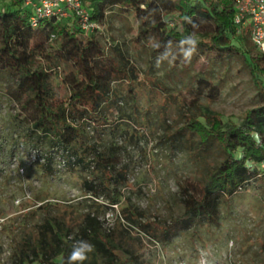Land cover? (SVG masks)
<instances>
[{
    "label": "rangeland",
    "instance_id": "rangeland-1",
    "mask_svg": "<svg viewBox=\"0 0 264 264\" xmlns=\"http://www.w3.org/2000/svg\"><path fill=\"white\" fill-rule=\"evenodd\" d=\"M175 18L171 16L169 27L175 26ZM96 38L124 72L111 86L116 106L106 114L119 128L112 132L106 125L96 132L88 122L84 129L96 153L123 170L124 181L113 175L117 184H109L118 202L108 204L100 176L81 167L67 169L63 152L35 148L27 141L14 119L18 110L6 94L14 83L0 74V264H12L14 243L46 218L55 226L70 227L72 239L88 214L97 215L104 231L120 224L153 251L152 264H200L202 259L208 264H264V178L220 204L218 226L200 223L181 229L164 241L165 246L141 229L147 224L151 229L170 227L184 214V192L195 196L196 187L219 162L216 150L199 151V135L189 126L199 122L209 129L219 120L224 130L262 105L261 90L245 63L249 55L259 53L248 37H231L230 44L241 56L217 61L212 68L213 53L195 50L188 65L179 50L177 60L171 59L172 51L170 57L154 52L153 41L138 40L132 14L116 8L109 10ZM62 75L60 70L49 82L56 103L68 95ZM199 79L218 87L214 102L205 96L196 100ZM48 161L51 175L41 168ZM88 181L97 187V199L85 190Z\"/></svg>",
    "mask_w": 264,
    "mask_h": 264
},
{
    "label": "trees",
    "instance_id": "trees-1",
    "mask_svg": "<svg viewBox=\"0 0 264 264\" xmlns=\"http://www.w3.org/2000/svg\"><path fill=\"white\" fill-rule=\"evenodd\" d=\"M23 2L0 0V74L14 83L6 90L7 98L18 110L14 119L19 121L33 147L57 148L64 153L67 169L81 167L100 176L108 190V204L116 205L117 195L109 184L113 175L124 181L123 170L116 169L117 162L112 164L109 158L96 153L84 126L90 122L96 132L106 125L112 132L119 128L106 114H110L112 105L116 106L111 100V86L122 80L124 72L104 52L96 33L82 32L75 20H43L33 28L31 10ZM82 3L89 21L98 26L105 24L111 9L130 12L138 26V40L153 41L154 52H164L163 56L170 57L168 52H174L171 57L174 60L180 56L179 51L184 54L192 47L182 42L193 39L195 48L191 56L195 50L213 53L211 68L217 61L241 56L237 47L230 44L231 37L241 41L248 37L246 33H243L246 37L236 34L231 0H82ZM171 16H176L173 27H169ZM183 57L188 65L193 62ZM245 63L261 90L262 105L247 112L239 124L224 130L219 120L209 129L199 122L196 127L189 126L199 135L202 148L199 151L207 154L216 150L220 158L196 187L195 196L184 192V214L170 227L141 226L146 235L163 246L181 229L200 223L218 226L220 204L250 182L264 178L260 170L264 163V79L260 78L264 76V54L249 55ZM60 70L61 83L68 95L63 102L56 103L49 82L58 78ZM196 85V100L205 96L207 101L214 102L220 95L218 87L205 79H199ZM41 168L45 174L53 173L49 161ZM92 183L85 182L84 187L97 199V187ZM70 230L55 226L46 218L14 243L12 264H68L77 241H87L93 246L84 264H152L153 251L131 238L118 223L104 231L97 215L88 214L72 239Z\"/></svg>",
    "mask_w": 264,
    "mask_h": 264
},
{
    "label": "built area",
    "instance_id": "built-area-1",
    "mask_svg": "<svg viewBox=\"0 0 264 264\" xmlns=\"http://www.w3.org/2000/svg\"><path fill=\"white\" fill-rule=\"evenodd\" d=\"M31 10L30 23L37 28L43 20L76 21L82 32L96 33L100 28L90 22L82 0H23ZM236 34L246 33L255 49L264 54V0H231ZM264 172V163L260 165Z\"/></svg>",
    "mask_w": 264,
    "mask_h": 264
},
{
    "label": "clouds",
    "instance_id": "clouds-1",
    "mask_svg": "<svg viewBox=\"0 0 264 264\" xmlns=\"http://www.w3.org/2000/svg\"><path fill=\"white\" fill-rule=\"evenodd\" d=\"M182 43L191 45L192 47L185 51V58L190 59L192 52L195 48V41L191 38H187ZM231 246V245H229ZM93 250V246L87 241H77L71 254L68 257V264H84V261L88 259V254ZM200 264H208L206 259H202Z\"/></svg>",
    "mask_w": 264,
    "mask_h": 264
}]
</instances>
